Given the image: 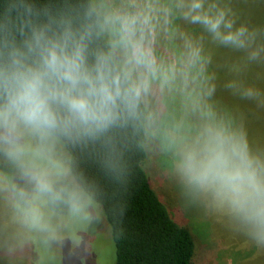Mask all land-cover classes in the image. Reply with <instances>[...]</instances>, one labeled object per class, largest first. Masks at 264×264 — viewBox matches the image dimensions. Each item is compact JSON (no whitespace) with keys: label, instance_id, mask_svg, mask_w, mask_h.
<instances>
[{"label":"clouds","instance_id":"9594fccd","mask_svg":"<svg viewBox=\"0 0 264 264\" xmlns=\"http://www.w3.org/2000/svg\"><path fill=\"white\" fill-rule=\"evenodd\" d=\"M177 21L264 67V25L224 0L0 5V264L60 260L68 240L76 257L98 228L118 234L123 208L109 220L86 165L115 195L136 152L162 157L187 205L264 255V135L215 105L203 45ZM227 87L264 108V89Z\"/></svg>","mask_w":264,"mask_h":264},{"label":"rangeland","instance_id":"374dc122","mask_svg":"<svg viewBox=\"0 0 264 264\" xmlns=\"http://www.w3.org/2000/svg\"><path fill=\"white\" fill-rule=\"evenodd\" d=\"M224 2L236 12L239 22L246 20L255 25H264V0ZM177 24L192 37L196 35L195 26H189L182 21H177ZM198 35L202 36H199L201 39L199 41L209 61L207 71L211 77L210 82L216 89L213 102L219 109H228L238 117L243 116L251 132L264 135V108L241 99L227 87L230 82L241 81L264 89V67L246 65L244 54L241 52H234L229 57L224 53L217 54L210 49L208 37ZM193 38L198 40L197 36ZM149 174L153 188L172 208L176 219L191 229L196 238L198 237L193 264H264V255L257 256L244 237L233 231L226 221L211 216L209 218L199 207L187 205L184 199L186 207L180 206L181 193L176 190L178 184L162 157L150 156ZM184 211L188 213V217L184 215ZM211 225L212 229L209 230ZM97 231L101 234L97 236L89 252L80 251L78 256L69 257L71 241L68 240L61 254L62 258L51 259L48 264H114L115 247L112 236L104 235L103 228H98ZM81 256L84 257L83 261L80 259Z\"/></svg>","mask_w":264,"mask_h":264},{"label":"trees","instance_id":"16d2710c","mask_svg":"<svg viewBox=\"0 0 264 264\" xmlns=\"http://www.w3.org/2000/svg\"><path fill=\"white\" fill-rule=\"evenodd\" d=\"M3 2L4 0H0V5ZM33 2L42 5L48 3L49 0H33ZM51 2L54 3L55 0ZM181 30L185 31L183 28ZM198 34L208 37L210 49L217 54L224 53L229 57L237 52L216 44L202 29L197 28L196 35H193L201 40L199 36H202ZM203 37L205 39V36ZM175 42L177 45L182 44L179 34ZM149 163L150 155L146 156L142 152L131 154L128 160L127 185L115 195H113L112 187L103 181L95 168L86 165L89 174L100 179L108 192L104 207L109 213V220H111V209L115 205L123 208L118 234L112 235L115 247L114 264H193L198 237L196 238L191 229L176 219L172 208L153 188ZM176 190L180 194L179 186H176ZM180 200L182 204L180 206L186 207L181 195ZM185 211L184 215L188 217ZM208 229L211 230L212 225Z\"/></svg>","mask_w":264,"mask_h":264}]
</instances>
